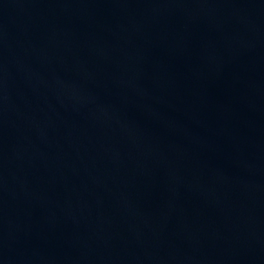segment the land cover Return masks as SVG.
I'll use <instances>...</instances> for the list:
<instances>
[{"label": "water", "instance_id": "1", "mask_svg": "<svg viewBox=\"0 0 264 264\" xmlns=\"http://www.w3.org/2000/svg\"><path fill=\"white\" fill-rule=\"evenodd\" d=\"M0 264H264V0H0Z\"/></svg>", "mask_w": 264, "mask_h": 264}]
</instances>
